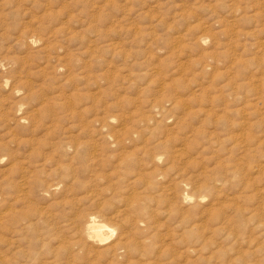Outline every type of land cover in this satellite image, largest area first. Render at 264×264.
I'll return each instance as SVG.
<instances>
[{
    "label": "rangeland",
    "instance_id": "374dc122",
    "mask_svg": "<svg viewBox=\"0 0 264 264\" xmlns=\"http://www.w3.org/2000/svg\"><path fill=\"white\" fill-rule=\"evenodd\" d=\"M0 264H264V0H0Z\"/></svg>",
    "mask_w": 264,
    "mask_h": 264
},
{
    "label": "bare ground",
    "instance_id": "6f19581e",
    "mask_svg": "<svg viewBox=\"0 0 264 264\" xmlns=\"http://www.w3.org/2000/svg\"><path fill=\"white\" fill-rule=\"evenodd\" d=\"M105 228H106L105 225L96 223L95 217L90 218V220L87 223V229L89 231L90 237L92 238V240L95 239L98 242L103 241V236H104L103 231Z\"/></svg>",
    "mask_w": 264,
    "mask_h": 264
}]
</instances>
